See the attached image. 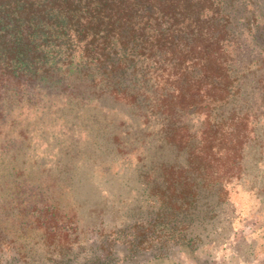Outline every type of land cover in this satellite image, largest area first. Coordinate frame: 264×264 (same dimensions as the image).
Segmentation results:
<instances>
[{
	"label": "trees",
	"instance_id": "obj_1",
	"mask_svg": "<svg viewBox=\"0 0 264 264\" xmlns=\"http://www.w3.org/2000/svg\"><path fill=\"white\" fill-rule=\"evenodd\" d=\"M122 108L137 122L110 135L117 151L129 154L130 127H157L182 159L141 173L134 219L85 264H120L108 258L116 239L123 263H172L171 246L197 252L199 207L227 201L258 141L264 0H0V264L35 235L65 264L80 226L59 175L27 162L31 120L74 135Z\"/></svg>",
	"mask_w": 264,
	"mask_h": 264
},
{
	"label": "rangeland",
	"instance_id": "obj_2",
	"mask_svg": "<svg viewBox=\"0 0 264 264\" xmlns=\"http://www.w3.org/2000/svg\"><path fill=\"white\" fill-rule=\"evenodd\" d=\"M261 75V71L250 75L251 87L258 85ZM103 113L106 119L101 117L95 123L90 119L74 135L31 120L36 132L26 141L27 162L35 163L36 170L49 169L59 175V181L67 186V206L79 218L74 246L68 254L71 260L65 264H85L102 255L98 247L106 242V235L133 220V206L144 201L141 173L160 160L182 159L159 139L157 127H130L125 146L129 154L117 151L108 140L110 135L121 131L123 140V131L128 129L123 121H137L123 108ZM257 133L258 141L244 151L241 178L227 201L215 204L204 200L197 210L188 229L190 236L197 238V252L179 253L171 246L167 253L173 262L166 264H264V118ZM119 240L108 256L113 262L115 258L120 264H133L148 258L144 253L123 263L126 252ZM20 242H26L24 255L4 249L1 264H63L57 263L59 256L38 235Z\"/></svg>",
	"mask_w": 264,
	"mask_h": 264
}]
</instances>
